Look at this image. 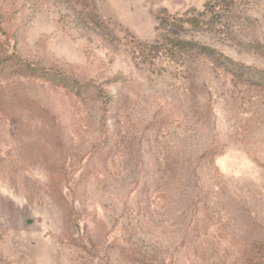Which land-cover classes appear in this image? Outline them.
<instances>
[{
	"label": "rangeland",
	"instance_id": "obj_1",
	"mask_svg": "<svg viewBox=\"0 0 264 264\" xmlns=\"http://www.w3.org/2000/svg\"><path fill=\"white\" fill-rule=\"evenodd\" d=\"M0 264H264V0H0Z\"/></svg>",
	"mask_w": 264,
	"mask_h": 264
},
{
	"label": "trees",
	"instance_id": "obj_2",
	"mask_svg": "<svg viewBox=\"0 0 264 264\" xmlns=\"http://www.w3.org/2000/svg\"><path fill=\"white\" fill-rule=\"evenodd\" d=\"M210 3V2H209ZM166 24V23H165ZM165 27H168V24L165 25Z\"/></svg>",
	"mask_w": 264,
	"mask_h": 264
}]
</instances>
